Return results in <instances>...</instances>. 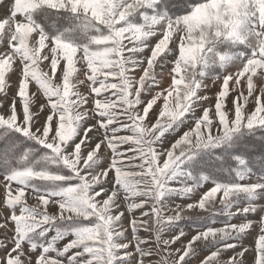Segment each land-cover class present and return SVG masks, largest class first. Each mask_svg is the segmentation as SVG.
<instances>
[{
    "label": "snow or ice",
    "instance_id": "1",
    "mask_svg": "<svg viewBox=\"0 0 264 264\" xmlns=\"http://www.w3.org/2000/svg\"><path fill=\"white\" fill-rule=\"evenodd\" d=\"M0 10V264H264V0Z\"/></svg>",
    "mask_w": 264,
    "mask_h": 264
},
{
    "label": "rangeland",
    "instance_id": "2",
    "mask_svg": "<svg viewBox=\"0 0 264 264\" xmlns=\"http://www.w3.org/2000/svg\"><path fill=\"white\" fill-rule=\"evenodd\" d=\"M3 14H4L3 10H0V16H2ZM18 18H19V17H18ZM137 75H139V73H137ZM12 80H13V82H15V81L17 80V75H16V74H13V75H12ZM167 83H168V81H167V79H165V81H164V86H166ZM209 83H211V82L209 81ZM217 87H218V86H217ZM217 87H211V88L209 89L208 95H209V96H212V95L214 94V92L217 90ZM12 90L15 91V88L13 87ZM82 90H83V89H82ZM213 102H214V100H210V101H209V103H213ZM151 116H152V118H154L155 113L153 112V113L151 114ZM187 126H188V125L186 124L185 127H187ZM183 130H184V129H181V131H183ZM3 191H4V189H3L2 187H0V201H2V199H3ZM192 199H196V197H193ZM188 202H190V201H188V200H179V199L176 201V203H179V204H186V203H188ZM29 203H30V204H31V203H34V201L30 199V200H29ZM260 203H261V204H264V200L260 201ZM52 211H54V209H53ZM0 212H3V213H5V214H7V210H6V209H3V208H0ZM197 214H199V213H197V212H191V213H188V215H193V216H195V215H197ZM137 215H139L138 212H137ZM249 218L252 219V220H254V221H256V220H258L259 217H258V214H257V215H252V216H250ZM220 219H222V218H218V222H217V224H216L215 226H221V224L219 223V220H220ZM234 222H236V221H234ZM181 227H184L185 230L188 232L189 235H188V237L185 238V239H187V238H190L191 235L195 234L194 231H193V229L196 228V227H200V225H199V224H182ZM255 235H256V233H255V231H253L252 235H250L247 239H245L244 243H245L246 245H252V244H253V237H254ZM65 242H66V241H65ZM175 247H179V244L175 245ZM206 254H207V253L204 252V251L199 252V253L197 254L196 258H195V259H192V260L190 261V264H198L199 260H200L203 256H205ZM0 255H3V252H0ZM228 255H231V253L226 254V255H225V259H227V256H228ZM35 256H36V253H33V258H35ZM247 261H248V264H251V261H252V256H251V255H247Z\"/></svg>",
    "mask_w": 264,
    "mask_h": 264
},
{
    "label": "trees",
    "instance_id": "3",
    "mask_svg": "<svg viewBox=\"0 0 264 264\" xmlns=\"http://www.w3.org/2000/svg\"><path fill=\"white\" fill-rule=\"evenodd\" d=\"M257 158H259V154H257Z\"/></svg>",
    "mask_w": 264,
    "mask_h": 264
}]
</instances>
